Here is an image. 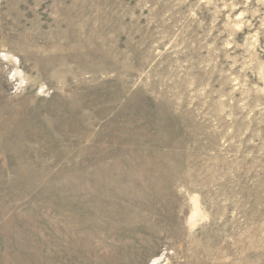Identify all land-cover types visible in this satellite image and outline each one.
Returning <instances> with one entry per match:
<instances>
[{
	"label": "rangeland",
	"instance_id": "1",
	"mask_svg": "<svg viewBox=\"0 0 264 264\" xmlns=\"http://www.w3.org/2000/svg\"><path fill=\"white\" fill-rule=\"evenodd\" d=\"M0 264H264V0H0Z\"/></svg>",
	"mask_w": 264,
	"mask_h": 264
}]
</instances>
